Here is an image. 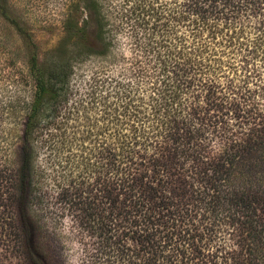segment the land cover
Listing matches in <instances>:
<instances>
[{
  "label": "trees",
  "instance_id": "obj_1",
  "mask_svg": "<svg viewBox=\"0 0 264 264\" xmlns=\"http://www.w3.org/2000/svg\"><path fill=\"white\" fill-rule=\"evenodd\" d=\"M199 10L183 12L174 2L167 21L150 27L174 25L131 53L129 78L111 76L98 93L74 87L70 60L43 69L32 59L35 90L18 136L19 197L22 204L28 198L41 203L48 187L72 211L78 229L94 237L97 264H136L127 261L137 252L144 255L140 264H189L199 252L198 222L216 225L224 197L245 203L264 187V125L248 128L240 140L223 139L210 157L193 142L201 135L191 117L200 101L194 92L211 97L221 77L237 76L236 49L196 30ZM250 53L264 57V48L252 44ZM184 171L201 185H192ZM184 197H201L197 221L193 212L184 217ZM252 202L259 207L246 204L241 221L245 250L263 264L257 211L264 212V201ZM21 225L28 264H49L38 249V214L23 213Z\"/></svg>",
  "mask_w": 264,
  "mask_h": 264
},
{
  "label": "rangeland",
  "instance_id": "obj_2",
  "mask_svg": "<svg viewBox=\"0 0 264 264\" xmlns=\"http://www.w3.org/2000/svg\"><path fill=\"white\" fill-rule=\"evenodd\" d=\"M176 1L183 12L200 9L202 17L196 26L200 34L213 35L221 45L236 49V78L221 77L214 97H208L203 89L194 92V99L200 101L191 106V117L201 135L193 142L202 148V155L210 157L223 139L240 140L248 128L264 125V57L250 53L252 44L264 48V0H0V264H28L23 213L38 214L43 234L38 249L48 254L49 264L98 263L94 237L78 229L72 211L48 187L42 189L41 203L28 198L22 204L19 197L18 136L26 104L35 90L30 72L33 57L43 69L70 60L74 87L98 93L107 87L111 76L129 78L134 68L131 53L174 25L170 21L169 26H158L156 31L150 27L167 21ZM182 175L192 185H201L186 171ZM170 186L175 185L166 187ZM159 188L169 191L164 185ZM255 190L258 197H244L245 203L233 204L240 197H224L228 203L216 225L198 222L199 252L191 253L189 264H261L245 250L247 230L241 226L244 206L258 208L252 200L264 201V187ZM200 198H181L188 202L185 218L200 212ZM257 215V223L263 222L264 228L262 208ZM261 252L264 254V249ZM129 261L140 264L144 255L137 252Z\"/></svg>",
  "mask_w": 264,
  "mask_h": 264
}]
</instances>
